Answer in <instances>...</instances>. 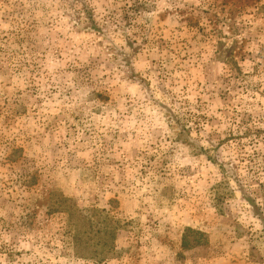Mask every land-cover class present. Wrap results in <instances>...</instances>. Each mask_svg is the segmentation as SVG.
I'll list each match as a JSON object with an SVG mask.
<instances>
[{
  "label": "rangeland",
  "instance_id": "obj_1",
  "mask_svg": "<svg viewBox=\"0 0 264 264\" xmlns=\"http://www.w3.org/2000/svg\"><path fill=\"white\" fill-rule=\"evenodd\" d=\"M0 264H264V0H0Z\"/></svg>",
  "mask_w": 264,
  "mask_h": 264
}]
</instances>
